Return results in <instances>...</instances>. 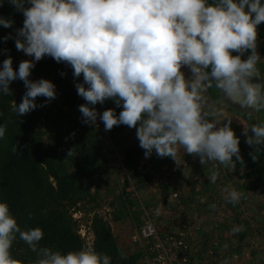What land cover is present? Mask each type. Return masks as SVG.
Masks as SVG:
<instances>
[{
    "label": "clouds",
    "instance_id": "1",
    "mask_svg": "<svg viewBox=\"0 0 264 264\" xmlns=\"http://www.w3.org/2000/svg\"><path fill=\"white\" fill-rule=\"evenodd\" d=\"M22 13L23 26L16 30L15 48L31 60L13 67L11 57L0 64V94L9 95L13 81L23 82L26 91L13 110L21 117L38 105L57 98L49 80L29 79L45 56L72 69L77 95L86 103L78 107L82 123L105 131L114 126L135 128L145 158H172L177 165L178 149L199 158L204 166L219 162L234 167L243 163L240 138L231 120L217 127L202 111L203 95L218 89L232 105L250 112L264 110V80L257 69L260 55L258 26L264 23V0H8ZM30 5L26 7L25 5ZM0 16V26L13 27ZM13 38L3 37L4 42ZM7 51V50H5ZM237 55H233V53ZM249 53L246 59H242ZM191 76L186 79L182 68ZM259 74L261 83L252 79ZM63 76L64 73H61ZM111 100L122 110L99 113L95 106ZM222 111L214 115H222ZM0 125V139L5 137ZM249 132L252 135H249ZM245 143L264 148V124L245 127ZM70 154V153H69ZM235 158V160L233 159ZM217 173L209 176L215 183ZM224 199L239 202L241 194L225 188ZM238 229H234L236 231ZM36 252V264H111V258L91 246L62 253L38 247L40 228L22 230L9 206L0 202V264H18L10 255L17 238Z\"/></svg>",
    "mask_w": 264,
    "mask_h": 264
},
{
    "label": "trees",
    "instance_id": "2",
    "mask_svg": "<svg viewBox=\"0 0 264 264\" xmlns=\"http://www.w3.org/2000/svg\"><path fill=\"white\" fill-rule=\"evenodd\" d=\"M0 16L14 22L11 28L0 26V64L4 59L11 57L15 69L21 62L17 57L23 54L15 48L16 30L23 26L24 17L8 0H0ZM9 34L13 38L4 42L3 37ZM257 39V51L260 55L257 68L261 73L263 64L260 61L264 60V23L258 26ZM248 54L245 53L242 59H246ZM233 55L237 53L234 52ZM29 79H46L54 83L57 98L47 103L44 97L36 98V103L44 106L20 117L13 110L12 102H21L26 91L23 82L13 81L9 86L11 93L0 94V125H4L6 129L5 137L0 139V202L9 206L22 230L37 227L42 230L43 238L38 247H47L62 253L78 251L87 246L78 232V222L73 218L71 211L76 210L79 205L96 202L92 190H98L102 184L107 183L110 172L108 153L99 137H106L119 148L122 166L133 176L140 175L139 169L144 168L143 177L135 182V192L152 185L156 175L161 174L173 159L160 158L153 154L148 158V165L142 166L144 150L139 147L135 128L120 125L105 131L99 119L97 126L82 123L78 107L85 102L77 95L74 85L78 82L64 63H57L51 57L45 56L36 62ZM207 93L216 106L220 107L217 103L221 97L220 91L212 87ZM63 108L68 110L66 116L62 115ZM95 108L99 113L114 109L117 115L122 110L111 100L103 105L97 104ZM42 119L45 121L46 137L38 130ZM243 119L250 126L259 125V121L249 113L244 114ZM239 147L243 163L236 161V166L229 167L219 162H211L208 169L210 175L213 172L218 173L217 180L211 183L209 179H204L203 182L210 189L214 188L223 179L221 175L224 176L227 171L230 176L240 178L242 187L253 197L257 196L264 202V148L256 153L257 160H253L250 154H255L254 147L247 145L245 140H240ZM193 157L182 148L178 149V159L182 162H189ZM159 178L162 176L159 175ZM247 197L248 193L244 198ZM225 203L229 204V207L233 205L227 201ZM110 206L114 210L112 222L132 219L139 228L142 225L144 210L149 211L143 208L141 216L136 215L132 210L138 203L125 191L114 196ZM146 207L149 208L148 205ZM212 229L203 238L210 240ZM90 231L94 235L92 247L95 251L108 255L111 264L139 263L141 255L125 256L119 249L108 221L95 215ZM225 231L226 228L223 229V232ZM245 236L246 231L240 234V244L237 246L239 251L246 246L241 243ZM187 242L189 246H193L191 238L188 237ZM211 248L216 251L219 246ZM10 255L18 264H36L39 259L37 253L19 239L18 234L11 245ZM254 255L256 257V254ZM199 256L201 257L200 253Z\"/></svg>",
    "mask_w": 264,
    "mask_h": 264
},
{
    "label": "rangeland",
    "instance_id": "3",
    "mask_svg": "<svg viewBox=\"0 0 264 264\" xmlns=\"http://www.w3.org/2000/svg\"><path fill=\"white\" fill-rule=\"evenodd\" d=\"M17 58L21 61L32 59V57H29L24 53ZM260 62L263 64V68H261V74L264 80V60ZM65 66L72 75V69L66 64ZM181 71L185 73L186 79L191 76V72L187 67L182 68ZM75 79L78 83L82 82V76ZM203 95L206 97V101L202 107V111L208 115V119H216L218 128L223 126L226 121L231 120L230 127L232 128V130L240 138V140H245L246 137L242 135L244 126H251L248 125V123H246L243 119L244 111L234 112V110L232 109H230L229 111V108H226L225 105L222 104V95L217 102L220 107L216 106V103L212 100L207 91ZM216 111H222L223 114L214 115V112ZM67 112L68 110L66 108H63L62 115L66 116ZM257 120L259 121V125L264 124V110H261L258 113ZM44 122V119H42L38 125V130L43 132L44 137H46ZM249 135H252V133L249 132ZM99 139L104 149L108 153L110 172L107 176L108 182L102 184L100 189L98 188L97 190L96 188H93L92 190V193L95 195L96 202L84 204L85 206L79 205L77 208L78 210L74 209L71 211L73 218L78 222L77 227L81 238L83 233H85L84 235L87 234V237H93V235H91L92 232L89 229L91 227L93 217L95 215H98L99 217L109 222L117 245L119 249L123 251V254L125 256L134 255L133 253H138L141 250V247L138 244L135 245L132 243V237L139 229V226L134 223L132 219H127L121 222H112L111 218L114 210L111 208L110 204L113 201L114 196H117L123 191H125L126 193L130 192L129 194L132 195L133 199H135V201H137L138 203V206L135 207V209H133L132 211L136 215L141 216L143 208L149 210L148 212L152 214V216L156 220L157 225H159V227L162 229L163 226L171 225L166 224V222L169 223L168 219L172 214L170 209L172 207L178 209L179 205H184V202L191 203V200L195 194L194 190L198 185L200 186V188L202 187L201 190H203V194L205 195L203 203L208 202L207 206L203 205V203L201 204V207H205V209L202 210L204 211L207 209V211H205V214H207L206 217L211 218L212 221L206 219V222H203L200 217L195 218L196 215L193 217L192 215L194 214H192L193 212L190 213V211L188 212V214H186L188 217L180 218L181 214L179 215V212H175L174 218L177 221L172 224H175V227L177 228L179 227V225L177 224V222L179 221L178 223L182 222L186 224L183 225V227H185L186 229L190 228L187 231L191 232V234L193 235H191V237L187 234L186 235L195 242V244L194 242H192V245L194 251L198 253V257L199 253L201 254V259L199 260L200 263L202 262V264H204L205 260L208 259V255L210 256V253L212 251L211 247H217L215 245H219V248L221 247V255L231 253V256H237L235 258L232 257L235 264H264V237L262 236L264 235V202H262L261 199L257 196L253 197L246 189H244L242 187L243 182L240 178L230 176V173L226 171L224 176L221 175L223 179H221L217 183V185L211 189L208 187V185L204 184V179L202 178V176L199 178H193V181L191 180V183L187 186L182 185L184 183H182L183 181H181V186L177 185V187L182 188L181 196L178 193L176 195L179 196L177 198H174L173 194H170L168 192L172 190L171 187L173 186V181L168 182L167 179L170 178V175H166V171H163L161 174L156 175L154 183L152 185L146 186L138 191L136 190L137 194H134L135 189H137L135 186V182L143 177V174L145 173L144 168L142 167V170L139 169L140 175L133 176L130 172L126 171L123 168L122 157L119 153V148L113 145L104 136L99 137ZM193 159L194 160L190 163V170L193 169V167L196 169L203 168L204 170H207L211 163L209 162L203 166L200 163L198 157L194 156ZM148 161L149 159L144 157L142 160V166L144 165L146 167V165H148ZM190 170H186L185 174H188ZM147 172L149 171L147 170ZM159 175L162 176V178H159ZM163 175H165V182H163ZM187 176H189V174ZM194 179L197 180L194 181ZM225 188L235 189L241 194L239 202L233 204L232 207H229V204L227 205L225 203L226 200L224 199L223 192ZM210 192L213 195H210ZM247 193L248 197L244 198ZM184 194H189V196H185ZM194 198L196 200V196ZM213 203L219 204L217 205L218 208H215ZM146 205H148L149 208H147ZM177 214L179 215L178 218L176 216ZM210 227H213L210 233H214L216 230H219V227H223V229L226 228L227 231L224 232L223 237L221 236V233H219L213 235L210 240L206 239V237L203 238L206 231H210ZM167 229L168 228H166V230ZM172 229L174 230V226L172 227ZM234 229L238 230L234 231ZM194 231L198 233V236L195 235ZM245 231L247 237H245L243 242L241 243L243 244V246H246L244 247V250L239 251L237 249V246H239L240 244V234L244 233ZM228 238L229 241L227 240ZM254 254H256V257ZM244 257L245 261H247L246 263H244ZM229 261L230 260H228V262ZM231 261L233 260L231 259Z\"/></svg>",
    "mask_w": 264,
    "mask_h": 264
},
{
    "label": "built area",
    "instance_id": "4",
    "mask_svg": "<svg viewBox=\"0 0 264 264\" xmlns=\"http://www.w3.org/2000/svg\"><path fill=\"white\" fill-rule=\"evenodd\" d=\"M174 198H177V195H174ZM141 220V227L132 237V243L141 247L140 264H199L198 253L194 251L193 246H189L185 232L162 233L155 218L145 210ZM83 235L86 246L92 247L93 233L92 238L87 237V234Z\"/></svg>",
    "mask_w": 264,
    "mask_h": 264
},
{
    "label": "crops",
    "instance_id": "5",
    "mask_svg": "<svg viewBox=\"0 0 264 264\" xmlns=\"http://www.w3.org/2000/svg\"><path fill=\"white\" fill-rule=\"evenodd\" d=\"M179 160V162H180V165H177L176 163H175V161L173 160V161H171L170 162V164L164 169V171H166V175L167 174H169L170 175V178H168L167 180H168V182H171V181H173V186L171 187L172 188V190L171 191H168L170 194H173V196L174 195H176V194H178L179 193V195L181 196V191H182V188L181 187H177V185H180V184H182V183H184V184H182V185H189L190 183H191V180L193 181V178H199V177H201L202 176V178L203 179H209V176H210V170L209 169H207V170H204L203 168H199V169H196V168H194L193 167V169H191L190 170V163L194 160L193 158H192V160H190L189 162H182L180 159H178ZM216 164H217V162H216ZM186 170H190L189 171V176H187L188 174H185V172H186ZM181 171V172H180ZM164 176L165 175H163V182H165V178H164ZM204 176V177H203ZM197 179H194V181H196ZM181 181H183L182 183H181ZM181 186V185H180ZM169 187V186H168ZM168 187H167V189H168ZM185 187V186H184ZM202 188V187H201ZM201 188H200V186H196V188H195V190H194V192H195V194H194V196H193V198H192V200H191V203H187V202H184V205H179V207H178V209H176V208H174V207H172L171 209H170V211L172 212V214L169 216V219H168V221H169V223H167L166 222V224H171V225H168V226H163V230L161 229V231H162V233H176V232H180V231H182V232H185L187 235H189L190 237H191V235H193V234H191V232H188L187 230H189L190 228H188V229H186L185 227H183V225H186V224H184V223H178L177 222V224L179 225V227H175V224L173 225L172 223H175V221H177L175 218H174V214H175V212H179V215L181 214V217L180 218H183V217H188L186 214H188V212L190 211V213H192V214H194V215H192L193 217L195 216V218H201L202 219V221L204 222H206V219H209V221H212V219L211 218H208V217H206L207 216V214H205L206 212L205 211H207V209L206 210H202V209H205V207H201L202 205V203L204 202L203 200H204V198H205V195L203 194V190H201ZM178 195V196H179ZM185 196H189V194L187 195V194H184ZM210 195H213V194H211V192H210ZM177 196V197H178ZM183 196V195H182ZM196 196V200H195V197ZM210 203H212V202H210ZM203 205H208V202H206V203H203ZM213 205H214V207L215 208H218V206L217 205H219V204H217V203H213ZM199 214V215H198ZM178 214L176 215L177 216V218H178V216H179ZM185 222V221H184ZM174 226V230L172 229V227ZM168 228L167 230H166V228ZM210 228H213V227H210ZM220 229L219 230H216V231H219V232H214L213 234H212V236L213 235H215V234H219V233H221V236L223 237V234H224V232H223V227H219ZM189 233V234H188ZM194 233H195V235L196 236H198V233H196V231H194ZM209 233H208V231H206V233H205V235H208ZM211 236V237H212ZM245 237H247V236H245ZM228 241H229V238L227 239ZM192 242H194L193 240H192ZM194 244H195V242H194ZM217 246V245H216ZM219 246V245H218ZM244 250V249H243ZM238 251V250H237ZM236 251V252H237ZM242 251V250H241ZM216 252V253H215ZM134 255L135 254H138V255H141L140 256V260H141V258H142V254H141V250H140V252H138V253H133ZM222 254V252H221V247L218 249V250H214V251H211V253H210V256L208 255V259L207 260H205V263L204 264H235V262H234V259L232 258V257H237L236 255H232L231 256V253H227V254H224V255H221ZM238 255H240V254H238ZM219 258H218V257ZM223 256V257H222ZM242 256V255H241ZM243 256H245V255H243ZM238 257H240V256H238ZM218 258V259H217ZM223 258H225V259H223ZM201 259V257L199 256L198 258H197V260H198V262H199V264H202V262L200 263V260ZM231 259L233 260V261H231ZM228 260H230L229 262H228ZM247 261H245V257H244V263H246ZM138 264H140V261H139V263ZM243 264V263H242Z\"/></svg>",
    "mask_w": 264,
    "mask_h": 264
},
{
    "label": "water",
    "instance_id": "6",
    "mask_svg": "<svg viewBox=\"0 0 264 264\" xmlns=\"http://www.w3.org/2000/svg\"><path fill=\"white\" fill-rule=\"evenodd\" d=\"M258 69V68H257ZM258 71H259V69H258ZM259 74H260V77H261V79H262V75H261V73H260V71H259ZM259 74L256 76V77H254L253 79H252V82L253 83H261V79H260V77H259ZM263 80V79H262ZM221 95H222V93H221ZM222 104L223 105H225V107L226 108H229V109H232V110H234V112L236 111V112H241V111H244L243 113L244 114H246V113H249L251 116H253L255 119H257L258 118V113L259 112H250L249 110H247V109H241L240 107H239V105H232V104H230V103H228L224 98H223V95H222Z\"/></svg>",
    "mask_w": 264,
    "mask_h": 264
},
{
    "label": "flooded vegetation",
    "instance_id": "7",
    "mask_svg": "<svg viewBox=\"0 0 264 264\" xmlns=\"http://www.w3.org/2000/svg\"><path fill=\"white\" fill-rule=\"evenodd\" d=\"M221 93V92H220ZM229 111H230V109H229ZM231 112H233V111H231Z\"/></svg>",
    "mask_w": 264,
    "mask_h": 264
}]
</instances>
